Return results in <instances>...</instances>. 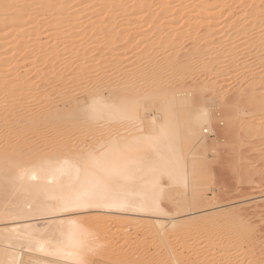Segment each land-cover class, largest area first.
Returning a JSON list of instances; mask_svg holds the SVG:
<instances>
[{"label": "bare ground", "instance_id": "6f19581e", "mask_svg": "<svg viewBox=\"0 0 264 264\" xmlns=\"http://www.w3.org/2000/svg\"><path fill=\"white\" fill-rule=\"evenodd\" d=\"M58 1L26 0L23 6L13 12L16 15H8L10 5L7 0H0V23L7 22L9 26L17 27L19 24L12 19L21 16L26 9V12L29 9H37L43 14L49 13L42 27L46 24L54 26L61 19L60 13L67 10L62 4L55 10ZM113 1H116V6L120 8L124 6V0H85L83 9L94 11L97 6H110ZM151 1L136 0L131 6L137 8L136 13L138 9L139 13L151 11L153 16L160 13L155 16L160 24L153 23L155 26H152L150 31L138 33L142 36V42H146L143 52H211L215 56L221 52L216 57L211 54L215 64L217 60L220 67L226 63L225 59L235 53L240 52L239 58L247 60L248 57L256 56L257 52H264V0L259 1L250 11L244 4L251 0H232V3L228 0L230 4L213 0H198V4H194L196 0ZM156 3L159 6H156ZM220 6L221 12H214ZM227 11H230L227 18L218 21L214 18L210 21V14L213 13L219 19L220 14ZM199 15L204 20L203 24V20L200 23L205 29H202L203 34L200 32L202 35L198 36L196 32L200 23L196 25L193 21ZM61 26L60 23L54 28ZM163 26H167L168 31L162 39ZM2 28L1 26L0 29ZM35 31L20 33L22 38L17 45L19 47L3 52H28V44L33 43L36 49L29 50L31 55L32 52L43 51V57L52 56V61L58 59L59 55L54 53L58 52L59 46L45 48L47 45L44 44V38L40 32ZM88 33L86 32L87 35ZM111 33L109 37L113 43L120 41L119 35H122L124 30L119 31L118 36V33L116 36ZM72 34L70 32L67 37L69 41L64 42L66 52L76 49ZM191 39V47H186V44H190L186 41ZM14 42L17 43L16 40H10L6 44ZM86 44L81 50L76 49L79 54L72 62L73 65L77 64L69 73L71 80L68 83L61 81L63 72L55 70H47L45 74L49 78L42 79L44 82L46 80L45 85L30 82L19 74L7 80L1 75L0 264H18L21 252L17 250L22 243L26 244L28 249L41 254L42 261L38 264H83L87 250L101 243H114L110 238H106L105 241L96 240L88 247L86 234L99 226L107 227L111 220L122 223V218L109 219L101 213L84 220L75 216L79 211H116L133 216L152 217L151 221L139 218L127 220L134 224V233L144 237L141 239L143 241L135 246L139 248L134 249L135 252L138 251L136 257L134 251V254L131 252L133 256L125 251L110 259L109 264H143L141 260L144 256V260L148 259L149 264H242L246 260L249 264H264V257L250 248L251 243L246 244L248 236L242 226L245 212L237 211L238 214L234 215H237L236 217H231L225 211H220L219 214L208 211L196 214L195 210L202 204L201 193L193 190L190 194H185L189 187L190 173L184 158L197 154V147H194L197 140V146L200 148L208 145V140L206 141L202 134L206 126H213L209 109L202 107L192 113L189 109L186 111L184 134L186 140L192 142L193 149L183 148V144L180 145L177 141L178 134H175L172 128L179 113L186 110L184 105H178V97H188L186 92L181 91L185 93L181 95V92L170 87H167L162 96L166 106L163 119L158 122L153 118L152 123L156 122L150 128L152 130L129 138L113 133L115 129H118L119 133L122 131V118H139V107L133 105L143 101L144 97L138 96L143 90L137 85L130 87L133 96L130 95L127 102L122 96V85L119 87L116 82L118 80L121 83L122 76L114 81V77H118L116 75L122 72V68L119 69V66L101 58L93 64H88L89 58L86 55L95 50V45L90 46V50L87 48L89 43ZM61 45L63 46V43ZM95 47L98 48L99 45ZM28 54H25L26 58ZM201 56L203 58L204 55ZM138 59L141 60L137 58L133 63L129 60L137 65L140 61ZM0 62L1 67L7 63ZM125 62L127 63V60ZM175 67L183 72L192 69L190 62L178 63ZM224 67L222 68L225 70L228 65L227 68ZM244 72L250 73L251 67L246 68ZM160 73L162 72L159 70ZM158 77L159 80H147H156L161 84L164 82L167 86L169 82L165 80L168 79L162 81L163 76ZM86 79L96 85L104 81V86L108 88V97L97 87L77 99V89L75 90L73 85L79 81H88ZM56 82L59 84L55 85ZM251 95L254 96L253 99L244 100L254 101L257 98L254 93ZM260 95L258 99L264 103V93ZM131 97L134 98L131 100ZM175 103L179 108H176ZM101 124L105 127L104 136L93 143H87L85 136L98 130ZM217 129L220 134L222 128ZM164 177L168 180L167 183H164ZM174 185L182 189L179 198L171 194ZM193 214L194 216H191ZM218 216L233 227L230 230L224 228L223 234L215 235L213 228L218 225ZM119 229L122 235V226ZM124 234L127 239L131 237L127 232ZM118 237L120 238L119 235ZM127 246L128 240H125L124 245L118 249L122 251Z\"/></svg>", "mask_w": 264, "mask_h": 264}, {"label": "rangeland", "instance_id": "374dc122", "mask_svg": "<svg viewBox=\"0 0 264 264\" xmlns=\"http://www.w3.org/2000/svg\"><path fill=\"white\" fill-rule=\"evenodd\" d=\"M135 1L136 0H124L122 2L124 4L122 8L116 6V1H113L110 6H108V4L100 5L97 6L94 11H91L83 9L86 4L85 0H59L58 4H56V8H53L56 10L60 8L62 4L67 10L65 13H60L59 17L61 19L54 26L46 24L42 27V23L46 21L49 13L43 14V12L37 9H29L28 12H26V9L23 12L24 15L22 14L12 19L19 24L17 27L9 26L10 24L7 22L0 23V27H3L0 29V50L2 51L0 53L5 54L3 56L0 55V61L7 62L2 67L0 65V69L3 70L0 77L2 75L4 78L5 76L7 80L12 78L13 75L16 76L19 74L30 82L38 85H45L48 77L45 73L48 72L47 70H55V72H63L61 81L68 83L71 80L69 73L77 64L73 65L74 63L72 62L79 54H77L79 51H76V49L78 48L77 50H81L86 43H89L87 46L88 49L90 46L99 45L98 48L94 46V51L91 49L92 47L90 48L92 52H90L88 56L86 55V57L89 58L88 64H93L98 61V58H101L102 60L105 59L107 62L115 64L117 67L119 66V69L122 68V72L120 71L121 75H119V72L116 75L119 78L114 77V81L121 79L122 76V82L120 81L121 83H119L117 80L116 82L118 84H115L119 87L122 85V96L126 99L130 98V95H132L133 92H131L132 90L130 87L133 85V87L136 85L137 87L139 86V88L142 87L141 89L143 90V92H139L138 95L140 98L144 97L142 99L143 101L138 103L135 102L133 105L139 107V118H122V131H120V133L118 129L112 131L113 133H117V135L122 134V137L126 138L133 137L136 134L147 133L152 130L150 128L156 121H162L166 110L162 96L167 91V87L179 92H186L187 99H182V96L178 97V105H184L186 110L179 113L173 121L172 126L175 134H178V143H180V145L182 143L183 148L193 149V146H191L192 142L187 141L184 134V125H186L187 117L186 111L188 109L190 110L188 111L192 113L202 107L208 108L212 114L213 126H206L203 130L202 135L206 141L208 140V145L200 148L197 146L199 144L198 140L196 141L197 144H194V141L193 144L194 147H197V154H191L187 156V158H184L186 159V167L190 173L189 187L185 190V194H190L193 190H197L201 193L202 204L195 210L196 214L207 213L206 211L219 214L218 212L225 211L230 214L231 217H236L237 215H234L238 214L239 211L245 212V219L242 226L244 233L248 236V243L246 242V244L248 245L251 243V246L249 245L250 248L256 252L258 251V253L264 257V103L261 99H258L261 97L260 94L264 93V52H257L256 56H252L253 58L248 57L249 59H242L243 61L239 58L241 53H235L234 56L229 59L227 58L228 60L225 59L226 63L224 62L221 67L217 60L215 64V59L213 56L211 57V52H202V54L201 52H143L146 42H142V36H139L138 33L150 31L151 27L155 26L153 23L160 24L157 23V17L155 18V16H158L160 13L158 15L154 14L153 16L152 13H150L151 11H140L141 13H139L140 9H138V13H136L137 8L134 9L131 7L132 3ZM213 1H222V4H225L230 0ZM259 1L261 0H251L249 3L244 4V7L248 11L253 10ZM7 2L11 8L8 15H16L13 12L23 6L26 0H7ZM199 2L200 1L196 0L194 4H198ZM220 2L216 4L219 5ZM126 6H128V8ZM156 6H159V4L157 5L156 3ZM126 9L127 11H125ZM221 9L222 7L220 6L214 10V12L216 11V13H218L219 10L221 12ZM149 14L156 20L153 18L152 20ZM229 14L230 11L221 13L219 19H217V16L212 13L209 15V18L210 21H213L214 18L218 21L227 18ZM148 19L151 20L149 21ZM47 20L50 21L49 18ZM202 20V17L199 15L193 22L198 25ZM203 22L204 20L201 23L203 24ZM60 23L62 24L60 28H54ZM201 23L198 25V27H200L198 29L199 31L197 30L196 32L198 36L202 35L203 32L201 31L205 29L204 25L202 26ZM161 26L162 24L160 27ZM134 27L138 28L134 29ZM166 27L167 26H163L164 31H162V39L168 31H166ZM35 30L40 32L41 37L44 38L43 41L46 42L44 44L47 45L45 48L49 49V47L54 45L59 46L57 49L58 52L54 53L59 55L58 59L52 61V56L43 57V51L41 49L39 50L42 52H32L31 55L29 52L36 49L33 43L28 44V52H15L14 50L11 52H3L6 49L11 50L19 47L17 45L22 38L19 35L20 33H33ZM88 30L90 33H88ZM123 30L124 33L119 35L118 32ZM70 32L73 33V40L76 41L77 46L76 49L71 50V52H66L64 42L69 41L67 37ZM110 32H112L111 34L114 36L118 33L117 36L119 35L120 41L111 43L109 37ZM122 37L124 38V43ZM10 40H16L17 43L14 42L13 44L7 45L6 43ZM188 41L186 42L190 43V41L192 42L193 40L191 39ZM62 43L63 46L61 45ZM123 45L124 48H122ZM191 45L192 43L186 44V47H191ZM26 53H29L27 58L25 55ZM82 53L83 52H81V54ZM220 53L221 52H219V54ZM219 54H216V56H219ZM201 55H204L203 58ZM216 56L214 55V57ZM137 58H141V60L138 59V61H140L136 63L137 65L132 64L136 62L135 60H137ZM60 59L62 60L59 61ZM126 60L127 63L125 62ZM183 62L191 63L192 69H190L189 72H183L176 69V67L174 68L176 64ZM223 65L225 67L228 65V68L226 67L227 69L224 70L222 68L224 67ZM248 67H251V72H244ZM159 70L162 73L159 74ZM13 71L15 73H13ZM157 74H159L158 76H163L162 81L166 78L168 79L165 80L169 82L167 86L164 82L161 84L159 81L156 82V80H152V82L151 80H147L151 78L159 80ZM152 76H154V78ZM45 77L46 80L44 82L42 79ZM0 79H2V77ZM59 82H56L55 85L59 84ZM103 82L104 81L97 85L91 83L90 80L77 82L73 85V88L75 90L77 89L76 93L79 94H76L78 97L77 99H79V97L81 99L87 92L97 87L101 88L106 95V93H108V88L104 86L105 83ZM145 83L148 87H146ZM150 83L154 84L151 85ZM192 85H195L197 90L195 87H190ZM46 87H48V85ZM192 88H194V90ZM191 89L192 92L194 91L193 93L190 91ZM251 93H254L257 98H255L254 101L250 100L246 102L244 99L254 98ZM184 94L182 93L181 95ZM106 97H108V95H106ZM133 98L134 97H131V100ZM128 100L129 99H127V102ZM176 104L177 103H175V105ZM178 105H176V108H179ZM128 106H130V104H128ZM153 118L156 120L154 123H152ZM217 127L223 129H221L220 134V130L217 131ZM104 128L105 127L102 125L91 135L85 136L87 143H93L98 138L103 137ZM163 181L164 183L168 182L165 177ZM181 190L180 186L174 185L171 189V194L174 195L175 198H179L182 195L180 194L182 192ZM101 213L109 219L122 218V223H120V221L115 222L111 220L107 227L106 225L104 227L99 226V228L87 232L88 247L93 244L94 241H105L106 238H110L114 243L112 245L110 243L108 245L101 243L95 248L87 250V254L82 261L83 264H109L108 261L110 259L119 256L122 252L126 251L131 255L132 253L134 254V249L139 250V248H136V245L140 243V241L142 242L143 240L141 239L144 237H142L141 234L136 235L133 231L136 230L133 228L134 224L129 223V221L127 222V220L136 218L142 219L143 221L153 220L152 217L147 215L133 216L125 212L116 211H108L105 213L99 211H79L75 216L85 220L95 215H100ZM191 216H194V214ZM36 217H38V215ZM217 218L219 219L218 225L213 228V233L215 235L222 233V229L224 228L230 230L233 227L222 221L221 216ZM121 226L122 235L119 229ZM125 232L130 234L131 237L129 236L130 238L127 239L124 234ZM149 238H147V242ZM125 240H128V246L120 251L118 248L122 246V244L124 245ZM21 245L22 248L19 246L20 249L17 250L21 252V260L18 264H38V262L42 261V256L38 251L32 250L31 248L28 249V247H25L26 244L24 243ZM137 252L138 251L135 252V257ZM144 259L145 256L142 259L143 261L141 260L143 264L150 263L148 259ZM242 264H249L248 260L244 261V263L242 262Z\"/></svg>", "mask_w": 264, "mask_h": 264}]
</instances>
